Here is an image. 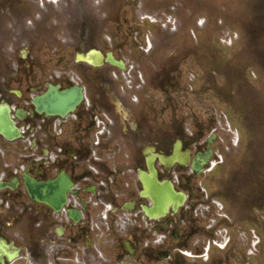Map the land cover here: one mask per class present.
Listing matches in <instances>:
<instances>
[{"label": "flooded vegetation", "instance_id": "obj_1", "mask_svg": "<svg viewBox=\"0 0 264 264\" xmlns=\"http://www.w3.org/2000/svg\"><path fill=\"white\" fill-rule=\"evenodd\" d=\"M48 1L57 3L50 8L54 12L57 9L60 14L68 15L74 5L80 15L75 22H65L70 32L65 41L71 51H68L64 76L54 80L35 72L36 64L27 56L22 59H28L30 65L10 69V57L3 47L32 44L28 32L40 38L41 21L36 17L41 12L42 0H0V101L22 105L29 110L30 103L25 105L28 96L42 93L47 83H53L61 88L72 85L82 88L88 102L78 107L61 138L47 134L45 125L41 127V135L36 136L27 151H35L34 155L42 159L25 157L24 160V147L19 143L10 151H4L7 143L0 138V182L18 181L15 190L0 191V264H230L228 253L231 251L235 252L236 260L241 261L245 244L232 242L228 246V239L224 237L223 249H217L213 242L219 238L209 229L208 221L200 217V213L204 214L202 206L208 203L203 190H209L208 175L203 174L206 163L202 156L214 120L201 124L196 114L190 113L191 128L185 127L181 46L169 41L140 55L132 39L110 31L109 14L115 20L114 15L120 14V8L113 7V12H102L103 17L97 18L94 0ZM112 25L114 29L119 27L116 23ZM72 28L79 33L73 34ZM98 30L111 32L109 44L93 33ZM95 41L104 55L102 64L92 66L79 61L88 57ZM170 49L172 53L168 54L166 50ZM109 52L116 61L123 63V71L106 63ZM160 53L162 60L154 63ZM122 72H127L128 77L123 78ZM11 85L21 90L20 97L10 95ZM208 86L212 88L210 82ZM194 94L199 96L200 89ZM102 114L111 124L108 133L100 138L97 153L102 158L96 163L97 174H94L87 169L85 159L90 156L94 143L95 118ZM40 118L34 115L28 119L36 122ZM216 138L217 134L210 146V158ZM56 147L62 148V154L52 163L44 160V154ZM173 155L183 163L174 162L169 167L160 163V157L171 158ZM147 160L153 161L159 181H171L176 191L186 195L183 205L177 212L169 210L155 220L134 217L122 225L112 219L105 227L98 217L99 209L89 203L88 197L91 194L99 197L100 181L111 172L109 168L113 164L128 170L147 171ZM23 161V172H29L38 181L51 180L59 172L69 176L77 187L79 198L75 219L57 216L46 204L33 202L26 196L19 171L15 177H10L11 169L7 167L19 168ZM194 161L198 173L192 168ZM227 166L228 156H225L209 174L212 184L208 199L226 203L227 211L230 202L242 209L249 208L257 201L249 200L247 194L253 196L251 191L244 192L242 183H237L235 176L230 178L229 184L228 176L222 178V170ZM238 174L246 179L243 172ZM139 191L136 180L130 190H122L114 200L116 211L120 206L135 211L148 205V200L141 198ZM225 224L228 228V223Z\"/></svg>", "mask_w": 264, "mask_h": 264}, {"label": "rangeland", "instance_id": "obj_2", "mask_svg": "<svg viewBox=\"0 0 264 264\" xmlns=\"http://www.w3.org/2000/svg\"><path fill=\"white\" fill-rule=\"evenodd\" d=\"M120 1V5L125 7L121 10V13L117 15L122 34H125V32L129 34V28L134 22L138 23V28L141 33L145 34L153 30L157 36L158 32L156 30L152 28L150 29L146 24H140L139 17L141 15H148L153 19L160 20L161 18H164V15L162 14L163 6L170 4L174 5L176 9L173 16L176 17L181 25L185 24L186 29L191 27L194 22L200 18L205 19L206 22L211 20L214 22L217 20V22H221V25L217 30L212 29L217 35L215 38L217 41L215 44L217 46L213 43H209L202 37L201 46L203 51H209V46H211V48L212 46H215L213 49L218 52L217 57H228L230 62L228 64V76H233L239 70V75H234V82L231 80L232 82L228 85V106L223 105L220 100L221 97L226 99V97H224L226 91L223 92V90L216 85L215 94L217 98H211L214 101L207 100L208 98L206 97V101L204 102L202 100L197 106L196 104H193V100H190L187 97L188 105L183 112L186 114L184 116L187 121H190L187 116H189L191 112H194L200 117L201 121L214 118L216 120V127L219 135L222 138L225 137L226 140L222 143V147H228V156L233 159L228 165V171L233 168L244 166L246 173L249 174L247 183L249 186H252V195H254L249 196L247 194V196L249 200L253 199V201L258 202L260 199V202L256 206L255 211H252L251 213L249 210L248 234L246 235V238L243 237L242 241V243L247 241V249L243 255V262H247L248 264H264V229L262 230L260 227L257 229V227H255L254 230L251 225L254 223L256 224L255 226H257L261 222H264V147L261 146L260 150L258 149L253 152L252 156L251 150L247 146L249 138L253 135L255 136V139H258L257 134L264 138V0ZM97 16L101 17L102 14H97ZM62 17L61 21L64 20L65 22V16ZM77 17L76 14L72 13L70 14V17L66 16V19H71V21L74 22ZM46 27H48V29ZM46 27H42L40 38H38V35H27L31 38L32 44L25 46L16 44L14 46H6L3 49L6 54L9 55L10 63H16L18 61L19 65L28 64L25 61L23 62L20 58L22 52L25 51L29 56V59L32 58L35 64H37L40 73H45L58 78L59 76H64L66 69L65 60L68 58V51H71V48L68 47L65 42V39L70 32H68L69 30H67L65 25H61L59 15L50 19ZM45 28L46 30H43ZM235 28L239 29L236 30ZM246 28H248V31ZM232 31L237 32L240 39L239 41H234L233 45L226 49L221 45L219 38L226 32H228V34L233 33ZM72 32L73 34L79 33V31L75 29H72ZM201 32L203 31L201 30ZM208 32L209 31H206L207 36ZM93 33L97 35L101 32L94 31ZM244 35H247V38H245ZM249 35L254 38L249 40ZM189 36L191 37V35ZM137 39L140 42L142 36L141 38L137 37ZM247 65L257 66L258 68L256 69L258 70L254 71L258 76H254L253 74L255 73H252V70H249V72L247 70L249 78L242 76L241 71H245ZM197 72L198 70L192 67L190 70L186 71L184 76L186 83L185 88L190 84L188 79L193 77L190 76V74L193 73L195 77H197ZM260 73L261 76H259ZM191 89H193V85L192 88H187L186 91H190ZM233 91L234 93L236 92V96L234 94L232 98L230 93ZM239 104L244 105L241 107ZM239 107L243 108L242 112L237 109ZM234 109H236L243 119L246 117L245 115L250 116L254 125V132L252 131V128L248 129L246 123L247 119L244 123L237 121ZM226 119H228V126L224 123ZM187 127L190 128L188 125ZM237 133L239 141L236 145L233 138ZM223 151L226 150L223 148ZM260 187L263 188V190L259 193V196L257 191ZM229 209L231 208L229 207ZM232 218L228 215V235H233L234 238L237 239V242L240 243V234H238L237 231L241 229L235 224V222H233ZM254 218H259L260 222H257ZM252 219L254 220L252 221ZM253 234L258 236L261 242L256 246L255 250H253V254H248V250L251 249L252 241H257Z\"/></svg>", "mask_w": 264, "mask_h": 264}, {"label": "water", "instance_id": "obj_3", "mask_svg": "<svg viewBox=\"0 0 264 264\" xmlns=\"http://www.w3.org/2000/svg\"><path fill=\"white\" fill-rule=\"evenodd\" d=\"M110 59L111 55L109 54L108 60L112 62ZM81 99L82 93L79 88L73 87L69 90L58 91V87L48 86L47 92L36 97L32 104L38 114L44 113L47 116L64 117L67 113L74 111ZM16 115L18 114L16 113ZM0 135L10 141L20 136L17 128L10 120L8 109L0 110ZM23 179L32 200L47 202L57 210L65 202L66 191H68L69 186L67 184L68 179L64 175H61L54 182L46 184H37L26 175ZM141 181L146 188L144 194L148 195L154 203L152 209H145L146 214L150 217L162 215L169 207L176 211L185 198L183 194L176 193L169 183L159 185L154 178L150 179L142 173ZM42 190L45 191L44 195L41 194Z\"/></svg>", "mask_w": 264, "mask_h": 264}]
</instances>
